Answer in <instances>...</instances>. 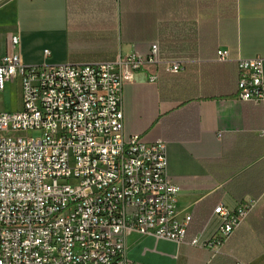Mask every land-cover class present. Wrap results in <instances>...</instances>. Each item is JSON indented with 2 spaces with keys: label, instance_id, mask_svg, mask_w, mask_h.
I'll use <instances>...</instances> for the list:
<instances>
[{
  "label": "crops",
  "instance_id": "crops-1",
  "mask_svg": "<svg viewBox=\"0 0 264 264\" xmlns=\"http://www.w3.org/2000/svg\"><path fill=\"white\" fill-rule=\"evenodd\" d=\"M15 33L26 65L113 61L147 52L154 40L162 56L180 58L177 74L158 65L157 81L139 70L123 84L124 134L166 142L177 204L191 217L186 241L213 234L218 204H256L215 255L130 231L126 256L144 264H264V99L242 101L237 85V59L254 56L263 60L264 84V0H0V58ZM218 49L228 59L218 60ZM7 85L20 90V80L5 83L0 111L8 109Z\"/></svg>",
  "mask_w": 264,
  "mask_h": 264
},
{
  "label": "built area",
  "instance_id": "built-area-1",
  "mask_svg": "<svg viewBox=\"0 0 264 264\" xmlns=\"http://www.w3.org/2000/svg\"><path fill=\"white\" fill-rule=\"evenodd\" d=\"M9 46L0 92L18 77L22 106L0 111V264H144L126 256L130 231L220 252L256 199L218 204L213 234L186 241L191 217L179 210L166 142L124 134L123 84L139 70L157 81L158 65L177 74L180 58L162 56L154 40L113 61L26 65L18 33ZM237 67L239 99L261 104L262 58H238Z\"/></svg>",
  "mask_w": 264,
  "mask_h": 264
},
{
  "label": "rangeland",
  "instance_id": "rangeland-1",
  "mask_svg": "<svg viewBox=\"0 0 264 264\" xmlns=\"http://www.w3.org/2000/svg\"><path fill=\"white\" fill-rule=\"evenodd\" d=\"M6 104L8 106L7 111H15L14 106L21 103V94L18 86L7 85L6 87Z\"/></svg>",
  "mask_w": 264,
  "mask_h": 264
},
{
  "label": "trees",
  "instance_id": "trees-1",
  "mask_svg": "<svg viewBox=\"0 0 264 264\" xmlns=\"http://www.w3.org/2000/svg\"><path fill=\"white\" fill-rule=\"evenodd\" d=\"M257 163H259V162H257ZM257 163H256V164H257ZM256 164H255V165H256ZM255 165H254V166H255Z\"/></svg>",
  "mask_w": 264,
  "mask_h": 264
}]
</instances>
